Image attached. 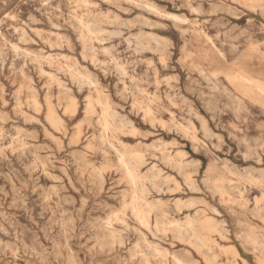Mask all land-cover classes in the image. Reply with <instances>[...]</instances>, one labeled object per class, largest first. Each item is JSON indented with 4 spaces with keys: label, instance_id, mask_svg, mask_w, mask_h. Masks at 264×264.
<instances>
[{
    "label": "rangeland",
    "instance_id": "rangeland-1",
    "mask_svg": "<svg viewBox=\"0 0 264 264\" xmlns=\"http://www.w3.org/2000/svg\"><path fill=\"white\" fill-rule=\"evenodd\" d=\"M0 264H264V0H0Z\"/></svg>",
    "mask_w": 264,
    "mask_h": 264
},
{
    "label": "bare ground",
    "instance_id": "bare-ground-1",
    "mask_svg": "<svg viewBox=\"0 0 264 264\" xmlns=\"http://www.w3.org/2000/svg\"><path fill=\"white\" fill-rule=\"evenodd\" d=\"M175 17V16H174ZM70 70V69H69ZM115 124V123H114ZM110 126H114V125H109V127ZM108 127V126H107ZM113 146V145H112ZM123 154V153H122ZM125 155V154H124ZM137 155V154H136ZM174 155H176V154H174ZM184 155V154H183ZM172 156V155H171ZM131 157H133L132 155H131ZM135 157V156H134ZM138 157V156H137ZM136 157V158H137ZM178 157H180V155L178 156ZM122 158V157H121ZM174 158V157H173ZM135 159V158H134ZM174 160V159H173ZM126 161V162H125ZM122 163V162H121ZM123 165H124V167H125V170H126V174H127V176H129L128 178H130V180H131V182H133L135 185H137V180H138V176H137V173H136V171L135 170H133V169H131V167H130V165H129V163H128V161L127 160H124V162L122 163ZM142 178V177H141ZM140 181V180H139ZM243 224V223H242ZM244 225V224H243ZM179 229V228H178ZM158 251V250H157ZM74 257V256H73ZM176 258V257H175ZM178 260V259H177ZM182 261V260H181ZM178 262H179V260H178ZM181 263V262H180Z\"/></svg>",
    "mask_w": 264,
    "mask_h": 264
}]
</instances>
